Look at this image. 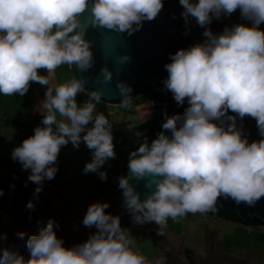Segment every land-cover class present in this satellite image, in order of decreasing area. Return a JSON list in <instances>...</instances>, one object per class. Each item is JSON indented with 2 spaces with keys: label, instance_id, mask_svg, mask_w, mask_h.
Wrapping results in <instances>:
<instances>
[{
  "label": "clouds",
  "instance_id": "clouds-1",
  "mask_svg": "<svg viewBox=\"0 0 264 264\" xmlns=\"http://www.w3.org/2000/svg\"><path fill=\"white\" fill-rule=\"evenodd\" d=\"M179 4L185 24L194 18L204 29L205 40L170 54L163 85L178 106L185 100L188 106L182 114L166 116L163 130L150 144L143 138L129 154L128 174L119 177L123 206L132 222H154L158 236L164 235L169 218L215 212L220 197L249 207L264 197V30L259 27L264 23V0H179ZM162 8V0H0V94L24 96L31 82L48 86L50 81L38 74L40 69L51 73L67 64L87 72L94 58L92 41L85 39L89 24L81 20L86 11L90 10L92 28L131 36ZM237 10L250 26H225L220 34L207 27L213 19ZM130 59L127 54L115 57L119 65ZM100 74L105 83L111 82L113 73L107 67ZM87 82L75 77L54 89L47 87L41 105L43 126L35 127L34 134L11 153L23 170L30 169L28 180L37 185L34 195L42 191L45 179L54 178L60 149L69 142L79 148L83 141L91 151L85 174L98 172L102 180L107 178L99 169L116 155L112 124L103 114L93 115V101L99 102L101 93L87 90ZM116 87L121 106L127 107L131 87L122 81ZM81 93L89 99L78 104ZM245 116L255 119L259 141L249 143L236 127L237 117ZM130 178L145 180V187L154 190L141 200ZM26 206L34 207L31 201ZM108 207V203L89 205L82 223L96 232L82 244L65 248L50 219L27 238L28 260L0 249V264H149L133 250L134 241L125 235L119 217L105 212ZM18 235L23 239L24 233ZM153 264L166 261L161 258Z\"/></svg>",
  "mask_w": 264,
  "mask_h": 264
},
{
  "label": "rangeland",
  "instance_id": "rangeland-1",
  "mask_svg": "<svg viewBox=\"0 0 264 264\" xmlns=\"http://www.w3.org/2000/svg\"><path fill=\"white\" fill-rule=\"evenodd\" d=\"M217 21L228 27L233 24L250 26L249 21L240 17L239 10L231 16H222ZM259 27L264 30V23ZM40 70L45 76L46 70ZM54 72L58 74L59 85L74 78L67 64L57 67ZM47 87L51 86L31 82L24 96L0 94V249L16 252L25 261L28 260L30 254L26 248L27 238L38 234L50 219L54 221L56 237L63 241L65 248H72V243L78 239L85 242L96 232L95 227H85L82 223L89 205L108 203L109 207L105 212L119 217L125 235L134 241L133 250L143 255L149 264L161 258L166 264H264V229L261 231L260 226H251L254 231H248L245 227L243 232H236L224 219L195 215L193 223L186 224H183V217L175 220L169 218L164 235L158 236L156 231L159 226L154 222L134 224L123 206L124 198L119 188V179L109 176L115 172L111 170L108 173L109 167L106 163L110 159L99 169L106 172V179L102 180L98 172L95 177H91V172L84 173L83 169L91 161L92 153L83 141L79 148H74L71 142L61 147L55 165L58 171L53 179H45L41 186L42 191L34 195L37 185L28 180L30 169L23 170L18 161H13L11 153L24 139L34 134L35 127L43 126L41 113L44 109L41 105ZM76 99L78 104L84 102L81 94ZM144 100L145 98L138 97L134 102L141 103L143 107ZM93 103L95 109L105 112L103 106L97 105L95 101ZM114 109L115 107L110 108L111 111ZM93 115H96V111ZM112 136L114 148L117 144L127 142V139L120 138L118 134ZM29 201L34 207L29 209L26 206L25 211H42L51 216L41 214L37 224L30 227L23 220V212L22 215L17 214L23 211ZM48 216L49 220L45 221ZM189 221L188 219L186 222ZM172 223L180 224L181 228L172 227ZM19 233H24L23 239L19 237ZM211 233L215 234L210 236Z\"/></svg>",
  "mask_w": 264,
  "mask_h": 264
},
{
  "label": "water",
  "instance_id": "water-1",
  "mask_svg": "<svg viewBox=\"0 0 264 264\" xmlns=\"http://www.w3.org/2000/svg\"><path fill=\"white\" fill-rule=\"evenodd\" d=\"M91 2V0H90ZM163 8L158 16L148 22H143L142 28L133 35L127 33H115L104 28H92L90 26V10L82 14L81 20L89 24L85 33V39L92 41L91 51L94 62L87 72H81L75 65L69 66L73 77L87 79L85 88L96 89L101 93L100 101L106 104H121V97L116 87L117 81H122L132 89L129 100L134 93L139 91L144 94L155 107V119L151 130L147 135L149 144L156 138L157 133L162 131V123L166 116L182 114L188 106L187 100L183 105H177L172 93L163 85V80L168 73L164 65L170 63V54L178 49H187L193 44L203 43L204 29L196 24L194 18H190L185 24L181 12L182 6L179 0H162ZM207 27L214 33H222L225 25L213 20ZM127 54L130 61L119 65L115 61L118 55ZM107 67L113 73L111 82L105 83L100 70ZM230 115H234L229 112ZM218 123V122H217ZM227 123L225 124V127ZM236 127L248 142L259 141L256 121L250 116L243 119L237 117ZM166 135H171L165 131ZM129 148L122 157L121 176L128 174L129 154L135 151ZM130 183L139 194L141 200L146 199L153 189L145 187V180L130 178ZM215 212L198 213L201 215L214 216L244 226L264 227V197L255 206L249 207L245 203L237 205L231 198H218Z\"/></svg>",
  "mask_w": 264,
  "mask_h": 264
},
{
  "label": "crops",
  "instance_id": "crops-1",
  "mask_svg": "<svg viewBox=\"0 0 264 264\" xmlns=\"http://www.w3.org/2000/svg\"><path fill=\"white\" fill-rule=\"evenodd\" d=\"M66 70L70 71L68 68ZM38 74L42 75V71L39 70ZM45 76L49 79L50 81L49 85L51 87H56L57 85H59L58 74H55V72H51V73L47 72ZM138 97L145 98L144 104H142L143 107H141V103L134 102ZM81 98L83 101L89 99V97H86L85 94L83 93H81ZM99 102L101 104H99L98 102L96 104L101 105V107L103 106L105 112L96 109V114H103L109 120V122L112 124V128H111L112 135L118 134L120 138L127 139L126 143H120L115 146L114 148L116 154L115 158L110 159L106 163L107 166L109 167L108 173H110L111 170H115V172L111 175L109 174V176H116V178L119 179V177H121L122 157L125 155V153L128 151L129 148L136 149L139 146L140 142L143 140V138L147 137L154 123L155 113H156L155 107L153 106L152 102L139 91L134 93L133 97L129 100L127 107H121L120 105H117L113 111L110 110L108 104L103 103L101 101ZM142 112H146V113L142 115L141 114ZM136 132H140L142 133V135L137 137L135 135ZM124 150H126V152H124ZM110 161H112L111 164ZM95 176H97V172H91V177H95ZM195 215H199V214L196 213ZM194 217H192L190 213L186 214L185 216H183V224L190 222L193 223L192 219ZM188 219L190 221L186 222ZM225 222L229 223V225L231 226L230 228L235 229L236 232L237 231L243 232V230L245 229L244 225L242 224L234 223L228 220H226ZM173 226L176 227V229L181 228V225L177 223H172V227ZM212 229L216 232V230L213 227ZM263 229L264 227H262L261 231H263Z\"/></svg>",
  "mask_w": 264,
  "mask_h": 264
},
{
  "label": "trees",
  "instance_id": "trees-1",
  "mask_svg": "<svg viewBox=\"0 0 264 264\" xmlns=\"http://www.w3.org/2000/svg\"><path fill=\"white\" fill-rule=\"evenodd\" d=\"M19 190V188L16 190L15 189V191H18ZM16 193H18V195L20 196L21 195V193L20 192H16ZM25 209H26V205H25V207H23V211H19L17 214H20V215H22V213L21 212H23V214H24V216H23V220L25 221V222H27L29 225H30V227H34L36 224H37V222L40 220V218H41V214H46V215H50V214H47V212H42V211H37V212H32V211H25ZM190 215L192 216V217H194L195 216V214H191L190 213ZM51 216V215H50ZM50 216H48V217H46L45 218V221H47V220H49V218H50ZM86 227V226H85ZM244 227H246L247 228V230L249 231H251V230H253V228L251 227V226H249V227H251L252 229H249L248 228V226H244ZM215 233H211L210 234V236H213ZM208 239H210V238H208ZM78 242V243H77ZM83 243V241L81 240V239H78V241H76L75 243H72V247H74L75 245H78V244H82ZM221 248L219 247V250H220ZM221 253H223V252H221ZM224 254H228V253H224Z\"/></svg>",
  "mask_w": 264,
  "mask_h": 264
},
{
  "label": "built area",
  "instance_id": "built-area-1",
  "mask_svg": "<svg viewBox=\"0 0 264 264\" xmlns=\"http://www.w3.org/2000/svg\"><path fill=\"white\" fill-rule=\"evenodd\" d=\"M117 105H121V104H109V107H116ZM124 152H126V150H124ZM202 216H208V215H202ZM248 228H251L248 226Z\"/></svg>",
  "mask_w": 264,
  "mask_h": 264
}]
</instances>
